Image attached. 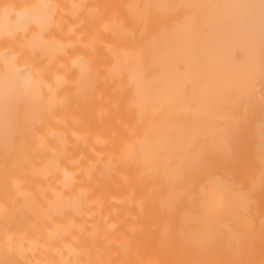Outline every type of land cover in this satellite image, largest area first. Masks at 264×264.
<instances>
[{"label": "bare ground", "instance_id": "obj_1", "mask_svg": "<svg viewBox=\"0 0 264 264\" xmlns=\"http://www.w3.org/2000/svg\"><path fill=\"white\" fill-rule=\"evenodd\" d=\"M0 264H264V0H0Z\"/></svg>", "mask_w": 264, "mask_h": 264}]
</instances>
